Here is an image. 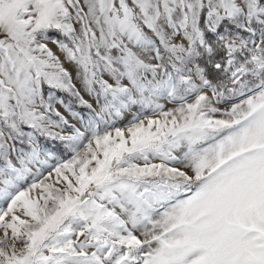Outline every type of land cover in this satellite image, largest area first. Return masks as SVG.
Masks as SVG:
<instances>
[{"label":"snow or ice","instance_id":"obj_1","mask_svg":"<svg viewBox=\"0 0 264 264\" xmlns=\"http://www.w3.org/2000/svg\"><path fill=\"white\" fill-rule=\"evenodd\" d=\"M0 264H264V0H0Z\"/></svg>","mask_w":264,"mask_h":264},{"label":"rangeland","instance_id":"obj_2","mask_svg":"<svg viewBox=\"0 0 264 264\" xmlns=\"http://www.w3.org/2000/svg\"><path fill=\"white\" fill-rule=\"evenodd\" d=\"M49 46L53 49V51L54 52H57V54L58 55H61L59 52H58V49L56 48V46L54 45V44H49ZM61 59L63 60V56L61 55ZM66 67H69V68H71V65H68V64H66L65 65ZM77 87H80V85H79V83H77ZM82 95H84V98L85 99H88V100H91V97H89L86 93H84L83 91H82ZM161 103H163L164 105H165V110H168V109H170V108H173V107H175L176 105H174L172 102H169V101H167V100H161L160 101ZM94 103V102H93ZM57 106V108H59V110L72 122V123H76V120H75V118H73L68 112H66L59 104H57L56 105ZM94 106H95V104H94ZM221 107H224V105H221ZM139 111H141V109H140V106L139 105H137V106H134V108H133V110H132V113H136V112H139ZM132 113H126L125 114V116H123V117H120V118H117L116 120H115V122H114V127H121V128H124L126 125H127V122H128V120L131 118V115H132ZM149 115H151L152 113L151 112H149L148 113ZM85 115H87V110H85ZM77 126H79V125H77ZM26 131H28V130H30V129H25ZM43 142L46 144V146H49V147H51L52 146V144H53V142H51V141H45V140H43ZM47 142V143H46ZM58 155H61V156H64V154L63 153H58ZM155 162H159L158 160L157 161H155ZM53 163H55V161H53V160H50L49 161V164H53ZM140 163H142V161L140 162ZM48 170H50V169H45L44 170V174L46 175L47 174V171ZM41 179H43V177H40ZM29 182H31V181H29Z\"/></svg>","mask_w":264,"mask_h":264},{"label":"trees","instance_id":"obj_3","mask_svg":"<svg viewBox=\"0 0 264 264\" xmlns=\"http://www.w3.org/2000/svg\"><path fill=\"white\" fill-rule=\"evenodd\" d=\"M61 95H63V94H61ZM74 108H75V110L76 111H80L82 114H84L85 115V110H87L86 108H82V107H79V106H77V105H74ZM46 141V140H45ZM41 143H44L43 142V139L41 140ZM47 143V142H46ZM45 144V143H44Z\"/></svg>","mask_w":264,"mask_h":264}]
</instances>
